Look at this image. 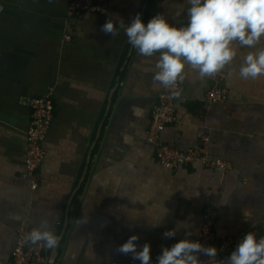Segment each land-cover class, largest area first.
Returning <instances> with one entry per match:
<instances>
[{
  "label": "crops",
  "instance_id": "obj_1",
  "mask_svg": "<svg viewBox=\"0 0 264 264\" xmlns=\"http://www.w3.org/2000/svg\"><path fill=\"white\" fill-rule=\"evenodd\" d=\"M70 1L0 0V264L10 262L18 230L44 219L59 236L57 264L140 262L117 250L133 234L139 246L151 245L155 261L186 232L199 241L207 205L218 214L216 241L248 231L264 236V76H239L251 49L237 46L220 83L186 65L177 80L184 101L159 136L183 151L206 136L209 158L230 168L169 170L147 140L166 88L153 78L159 53L142 56L123 28L112 35L102 25L130 23L138 13L145 23L157 14L184 22L176 13L186 0H106L103 12L79 16L68 14ZM215 86L226 89L225 102L206 100ZM35 97H49L54 112L31 191L23 174ZM178 221L177 236L164 237Z\"/></svg>",
  "mask_w": 264,
  "mask_h": 264
},
{
  "label": "clouds",
  "instance_id": "obj_2",
  "mask_svg": "<svg viewBox=\"0 0 264 264\" xmlns=\"http://www.w3.org/2000/svg\"><path fill=\"white\" fill-rule=\"evenodd\" d=\"M186 3L187 9L181 8L176 13L184 17V22H170L157 14L145 23L138 13L130 23L109 19L102 25V31L115 35L123 28L128 43L140 55L152 57L159 53L153 78L165 87L183 79L186 65L197 70L201 79L220 72L237 55V46L251 49L239 66V76L244 79L264 76V47H257L264 39V0H186ZM182 223L178 221L175 228L166 230L164 237H176L177 227ZM160 225L152 222L153 227ZM191 235L190 231L186 232L185 238L163 247L155 262L151 245L146 242L139 246L136 234L117 250L131 253L140 264H200L201 255L217 254L215 247L188 238ZM26 239L32 244L42 242L41 246L47 249H54L59 243V236L51 230L47 219ZM225 264H264V236L247 232L225 257Z\"/></svg>",
  "mask_w": 264,
  "mask_h": 264
},
{
  "label": "built area",
  "instance_id": "obj_3",
  "mask_svg": "<svg viewBox=\"0 0 264 264\" xmlns=\"http://www.w3.org/2000/svg\"><path fill=\"white\" fill-rule=\"evenodd\" d=\"M106 0H71L68 6L70 16H79L89 12H103L101 4ZM217 83L225 78L223 70L213 75ZM178 81L166 87L158 96L157 104L151 115V124L147 133V140L156 145L158 163L163 168L174 170L180 166L200 164L206 168L227 170L230 165L222 160H211L208 156L209 138L200 136V145L197 148L178 150L159 142V136L164 129L176 122L175 103L184 101L181 96ZM178 92L179 95L173 93ZM227 99V91L221 86H215L208 91L206 100L211 103H222ZM54 106L49 97H35L30 101V119L26 135L25 171L23 177L29 183V189L36 191L39 186V168L44 159L42 141L51 125ZM217 211L207 205L202 216L199 242L204 246H213L217 249L215 256L201 255L200 264H225V257L229 256L238 241L247 233L236 237L216 241L215 224ZM32 227H21L17 232L16 245L11 253L8 264H57L52 259V249L42 247V242L32 244L26 239L33 230ZM249 232V231H248ZM155 262V261H153ZM131 264H140L133 262Z\"/></svg>",
  "mask_w": 264,
  "mask_h": 264
},
{
  "label": "water",
  "instance_id": "obj_4",
  "mask_svg": "<svg viewBox=\"0 0 264 264\" xmlns=\"http://www.w3.org/2000/svg\"><path fill=\"white\" fill-rule=\"evenodd\" d=\"M56 256H57V251L55 250L54 253L52 254V259H53V261H55Z\"/></svg>",
  "mask_w": 264,
  "mask_h": 264
}]
</instances>
